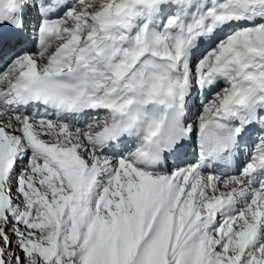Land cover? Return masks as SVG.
I'll use <instances>...</instances> for the list:
<instances>
[{"label":"snow or ice","instance_id":"1","mask_svg":"<svg viewBox=\"0 0 264 264\" xmlns=\"http://www.w3.org/2000/svg\"><path fill=\"white\" fill-rule=\"evenodd\" d=\"M0 264H264V0H0Z\"/></svg>","mask_w":264,"mask_h":264}]
</instances>
